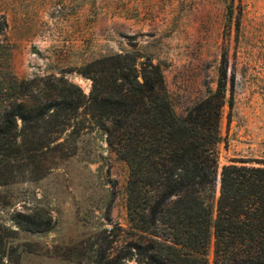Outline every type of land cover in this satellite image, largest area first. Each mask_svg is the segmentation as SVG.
<instances>
[{
  "label": "rangeland",
  "instance_id": "1",
  "mask_svg": "<svg viewBox=\"0 0 264 264\" xmlns=\"http://www.w3.org/2000/svg\"><path fill=\"white\" fill-rule=\"evenodd\" d=\"M0 16V108L14 79L65 75L88 95L80 68L138 53L161 66L180 117L225 85L215 100L225 103L219 175L264 164V0H0ZM69 145L71 157L42 178L0 186V264H137L122 259L132 239L127 162L97 127ZM207 196L216 205L219 179Z\"/></svg>",
  "mask_w": 264,
  "mask_h": 264
},
{
  "label": "trees",
  "instance_id": "2",
  "mask_svg": "<svg viewBox=\"0 0 264 264\" xmlns=\"http://www.w3.org/2000/svg\"><path fill=\"white\" fill-rule=\"evenodd\" d=\"M6 29L0 16V35ZM77 73L91 82L88 95L65 75L14 79L12 97L0 108V186L42 178L74 153L71 139L97 127L130 170L132 239L123 260L210 264L213 246V264H264V164H232L219 175L225 103L215 100L225 85L180 117L161 66L150 58L109 55ZM218 179L213 205L207 194ZM120 259L104 256L96 264Z\"/></svg>",
  "mask_w": 264,
  "mask_h": 264
}]
</instances>
